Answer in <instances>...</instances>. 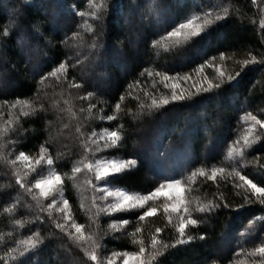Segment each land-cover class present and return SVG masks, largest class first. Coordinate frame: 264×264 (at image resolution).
I'll use <instances>...</instances> for the list:
<instances>
[{
    "label": "trees",
    "instance_id": "16d2710c",
    "mask_svg": "<svg viewBox=\"0 0 264 264\" xmlns=\"http://www.w3.org/2000/svg\"><path fill=\"white\" fill-rule=\"evenodd\" d=\"M94 2L100 3V0ZM105 2L108 11L104 16V48L100 50L101 58L96 60L94 50L90 48L92 33L89 31V27H96L94 21L87 15L83 18L75 15L67 6L73 5L87 14L88 0H0V30L12 19H16L19 26V31L10 33L6 46L0 50V105L4 100L28 101L33 108L44 105L39 115L29 117L22 115L19 106L15 109L0 106V256H4L8 247L20 244L22 248L21 242L29 237L34 239L33 233L38 232L44 243L38 250L20 258L24 264H95L85 248L55 228L49 213L57 219L61 214L55 210L41 212L40 208L48 201L44 198L33 200L37 190L28 191L17 182L18 175L23 177L26 165L22 160H16L15 164L12 161L20 151L30 158L36 157L42 144L56 163L52 169L37 166V172L40 176H47L50 170L61 173L64 183L62 198L69 201L76 223L84 225L85 237L91 235L100 243L97 255L105 259L113 252L138 251L139 244L134 243L129 234L134 231V213L139 210L106 216L103 212H94L90 208L92 197L82 180L83 165L101 155H85L82 141L91 132L99 134L106 128L121 131L123 143L119 148L105 151L112 158L137 160L135 167L119 174L115 180L110 178V186L144 195L160 183L175 178L184 186L185 199L207 203L223 194L229 204L228 208L208 214L205 222L186 229L193 236L204 235V240L169 247L151 264H228V261L232 264H264V256L254 253L264 235V220L260 219L264 217V205L247 203L245 192L240 190L238 194L232 177L227 175L233 167L239 166L242 174L264 187V173L260 171L264 166V135L253 141L250 147H244L243 137L249 123L242 119L246 112L264 119V66L258 63L244 66L242 63L251 57L259 61L264 56V25L261 24L264 2ZM224 8L228 9V18L209 26L203 39L194 37L180 43L161 40L156 46L151 43L153 39H159V35L166 36L171 30L169 25L175 26V23L192 15H202L204 11L211 12L213 17L224 16ZM135 20L136 27L132 22ZM32 25H39V31L52 40L54 47H47L39 40L38 34L34 36ZM57 31H60L61 38L65 33L69 36L76 31L81 33L83 43L78 49L81 63L74 69L69 68L67 79L63 76L60 80L51 78L38 85L40 77L33 76V66L40 68L49 57L54 60L65 58L62 53L67 50L59 45ZM26 45L35 49L30 53L32 62L27 66L21 63ZM222 52L226 56L223 61L219 59ZM212 57H216V67L206 64L202 72L198 70ZM13 65L16 70H12ZM145 68L173 77L167 82L169 85L177 82V74L190 76L189 80L178 81L180 89L190 95V99L170 103L159 110L150 109L152 99L169 95L170 87L165 86L161 76H141ZM217 69L226 75L237 72L240 75L232 81H225L213 93L191 95L195 92L193 82L202 81V78L203 82H215ZM73 78L83 87L70 88L68 85ZM86 91L95 93L92 102L96 107L91 115L80 112L82 107L87 108V101L78 97L86 95ZM121 96L123 100H120ZM117 102L121 104L119 114L115 112ZM25 110L30 108L26 106ZM107 115L116 118L112 121L100 119ZM77 127H80L79 132ZM237 140L239 144L234 143ZM240 148L245 153L243 160L236 151ZM230 150H233L231 157ZM206 151L212 154L202 156ZM75 166H81V172L75 179H68ZM212 168H224L225 172H218L213 180L210 178ZM199 169L209 175L192 178L191 173ZM37 178L36 173L23 177L32 183ZM150 203L157 212L139 222L142 231L136 237L137 241H144L148 251L157 227L164 229L158 238L167 243L174 242L176 235L172 222L163 211L162 199ZM202 215L192 213L193 218ZM120 219H128L130 224L121 226L117 223L112 227ZM213 250L216 251L213 253ZM7 264H13V261L8 260Z\"/></svg>",
    "mask_w": 264,
    "mask_h": 264
},
{
    "label": "snow or ice",
    "instance_id": "6c2138e0",
    "mask_svg": "<svg viewBox=\"0 0 264 264\" xmlns=\"http://www.w3.org/2000/svg\"><path fill=\"white\" fill-rule=\"evenodd\" d=\"M255 2V0H254ZM264 2V0H262ZM89 3V11L87 14L83 11H79V9L73 5H67L69 9L75 14L79 15L83 18L87 15L90 19H92L96 25L95 28L89 27V31L92 33L91 36V50H94L93 55L96 60L101 58V49L104 48V16L108 11V5L105 0H100V3H95L94 0H88ZM215 7V6H212ZM260 7V5H257ZM224 16H212L211 12L204 11L202 15H192L191 17L185 18L179 23H175V26L169 25L171 28L170 31H167V35H159V33H153V35H159V39H153L151 41L153 46H156L160 43L161 40L168 41L171 40L173 43H180L181 41H187L194 37H198L203 39L205 35H207L206 29L217 23L218 21L224 20L228 18L229 12L227 8L223 9ZM87 24V21H85ZM261 24L264 25V21H261ZM31 28L34 30L33 35L36 36L38 34L39 40L43 41L47 47H54L52 44V40L48 39L43 33L39 31V25H32ZM19 31V26L17 24L16 19H12L9 24L0 30V50H2L3 46H6V42L10 33H15ZM203 34V35H202ZM57 39L59 45L62 46L67 51L63 52L62 55L65 57L63 60L53 59L52 57L48 58L40 68H36L33 66L31 69L33 76H39L40 79L37 81L38 85L43 84L45 81L55 78L56 80H60L61 76L65 79L68 77L69 68H76L77 65L81 63L80 53L78 49L83 43V37L79 31L73 32L71 36L66 33L63 37H60V31H57ZM27 51L21 58V63L27 66L32 62V56L30 55L35 49L30 45H26ZM75 52L74 55H70L69 53ZM44 55H48L47 52H44ZM251 55V54H249ZM219 59L221 61L226 59L225 54L222 52L219 55ZM216 57H212L210 61H205V64H201L199 69L201 72L205 65L211 67H216L215 65ZM243 65L246 66L249 63L260 64L264 66V56L257 61L256 57H251V59H246L243 62ZM57 66H53V65ZM6 67V66H4ZM50 69V70H49ZM12 70H16V66L13 65ZM147 75L148 77L153 76H161L163 82L166 87H170V94L167 96H161L158 99L153 98L151 104L148 106L150 109L159 110L165 105H169L170 103L177 101H184L186 99H190V95L186 94L183 90L180 89L178 81L180 80H189L190 76L185 74L184 77H180L179 74L175 77L176 83H172L169 85L167 82L172 81L174 78L167 75V73H159L154 71H149L147 68L144 69L143 72L140 73L141 76ZM240 73L237 72L235 75L233 74H225V72L217 69V80L213 81H197L193 82V87L195 88V92H192L191 95H197L200 93H213L214 90H218L221 88V85L225 83V81H232L239 76ZM136 83H139L137 81ZM70 88H81L82 84L76 83L75 78L73 81L69 82L68 85ZM131 87V86H130ZM37 94H40V88H37ZM95 93L92 91H86V95L78 97V99L82 101H87V108H81L80 112H87L91 115L92 109L96 107L95 103L92 102ZM124 97L121 96L120 100H123ZM5 108L15 109L17 106L20 108V112L24 117L39 115L41 111L44 110V105L41 104L39 108H33L28 104V101H8L4 100L2 105ZM28 106L30 110H25V107ZM143 107V105L141 106ZM121 110V104L117 102L115 104V112L119 114ZM100 111H103L101 109ZM88 117L86 116L85 119ZM116 118L115 115H107L106 117L102 116L100 119H107L112 121ZM242 119L249 123V127L246 130V133L243 137L244 147H250L251 143L255 140H259L262 135H264V119L258 118L256 115H253L251 112H246ZM121 130L123 129V125L120 126ZM77 132L80 131V127H77ZM122 133L121 131L108 129H103L101 133H96L95 131L91 132L90 135H86L82 141V147L84 149L85 155L89 153H100L101 155L96 157L94 156L92 160L88 161L86 165H83V161L81 164L84 166V170L91 176V179L87 180V183L92 186L93 193L99 192L100 195L92 196V203L98 208L99 212H128L131 210H139L134 213L136 215V226L134 231L130 233L133 237V242L139 244L138 251H125L123 253L113 252L110 256H107L106 264H117V259H120L122 264H129L130 261L133 264H151L152 261H155L157 257L163 256L164 252L168 250L169 247H176L177 245H184L192 242L193 240L200 239L204 240V235H200L199 237L193 236L189 234L186 229L189 226H194L200 223H203L208 218V214L214 213L215 210L221 208H228L229 204L223 197V194L219 196H215L213 199L209 200L207 203L192 199H185L184 197L179 195V186L181 181L175 178L168 179L165 183L159 184L154 190L148 192L147 194H132L127 191H124L120 188L111 189L107 187L110 183V178L115 180L119 174L129 170L137 165L136 159H125V158H112L110 153H107L105 150L107 149H115L122 146ZM235 144H239L240 141L237 140L234 142ZM241 160L244 159L245 153L243 148L236 149ZM233 155V150L229 151V156ZM16 160L24 161L26 165V171L23 173V177L28 176L30 173H36L39 178L34 180V183L31 181H25L22 176H17V182L20 183L21 187H26L28 191H32L33 189L38 190L33 194V200H39L40 198H44L48 201L45 206L40 208L41 212L46 210H55L58 211L61 215L57 219L49 213V217L53 220L54 226L56 229H60L66 233V235L73 239L75 242L79 244V246L83 247L88 251V255L91 261H94L95 264H105V259H101L97 255V250L101 248L100 243L93 238V236L89 235L85 237L83 229V224L76 223L70 207L69 201L67 199H63V178L60 172L55 170H50L47 176H40L39 172H37V166L45 165L49 169H52L53 165L56 161L53 159L51 153H49L48 148L43 144L40 145V151L36 157H29L25 154L24 151H20L19 155L12 161L13 164L16 163ZM237 165H239V161H237ZM260 171L264 173V166H261ZM81 172V166H75L71 168L72 175L68 177V179H75L76 174ZM224 173V168H212L210 169V178L215 180L217 177V173ZM67 176V173L64 174ZM207 176L209 173H206L203 169H199L197 171H193L191 173V177L195 178L196 176ZM227 175L232 177L233 187L237 190L238 194L240 190L245 192L244 199L247 203H259L264 205V187L258 186L253 180L249 179L247 175L242 174V169L237 166L231 169V172L227 173ZM93 181H103L104 187H99ZM31 185L28 187V185ZM172 193V194H170ZM61 196L60 201H57V195ZM164 197L167 203L164 205L163 211L167 214L168 219L172 222V227L175 230V238L174 242L167 243L162 239H159V234L164 231L163 228L157 227L155 229L154 234L151 237L150 248L148 251L147 247L144 244V241L140 239L136 240L137 234L141 233L142 229L139 227V222L145 220L146 217H151L157 212V208L152 206L151 201H155L157 198ZM109 198H112L111 202ZM105 201L106 203L103 206L96 205V200ZM198 212L203 214L199 218H193L192 213ZM173 214H175V220L173 221ZM264 220V217L260 218ZM62 221V222H61ZM19 223V221H17ZM117 223L121 226H127L130 224L128 219H120L118 222L113 223L112 227H116ZM168 225H165V228ZM99 231V228H98ZM33 237H29L27 240L21 242L23 247H20L18 244L16 247H8L4 253V256H0V264H7L8 260H12L13 264H24V261L20 258L25 257L30 254L32 251L38 250L39 247L44 243V241L40 238L39 233H33ZM102 239V234H101ZM241 250L243 251V246H241ZM254 253H258L261 256H264V235L261 236L260 244L258 247L254 248ZM228 264H232L231 261H228Z\"/></svg>",
    "mask_w": 264,
    "mask_h": 264
},
{
    "label": "rangeland",
    "instance_id": "374dc122",
    "mask_svg": "<svg viewBox=\"0 0 264 264\" xmlns=\"http://www.w3.org/2000/svg\"><path fill=\"white\" fill-rule=\"evenodd\" d=\"M138 21V20H137ZM133 22V25L136 27V26H138L137 25V23H136V20L135 21H132ZM131 22V23H132ZM138 23H139V21H138ZM133 36V35H132ZM212 154V152H210V151H206V152H202V156H206L207 154ZM89 179H91V176L84 170V173H83V178H82V180H84L83 182L85 183V187H86V191H88L89 193L88 194H90V196L92 197L93 196V194L94 195H96V196H99L100 195V193L97 191V192H95V193H93L92 194V186L90 185V184H88L87 183V180H89ZM166 181H164V182H162V183H165ZM162 183H160V184H162ZM96 184L99 186V187H104L105 185L103 184V181H97L96 182ZM107 187H109V188H111V189H115V187H112V186H110L109 184L107 185ZM38 191V190H37ZM179 195L180 196H182V197H184V192H185V190H184V186L183 185H181L180 184V186H179ZM132 194H137V193H132ZM170 194H172V193H170ZM142 195V194H141ZM60 199H61V197H60V195L58 194L57 195V201L59 202L60 201ZM159 199H162V201H163V206L167 203V201H166V199L164 198V197H160V198H157V200H159ZM111 200H112V198H109V201L108 202H111ZM97 201V203H96V205H99V206H103L106 202L105 201H100V200H96ZM91 203V202H90ZM90 208L95 212L96 210V213H98V208L95 206V205H93V203H91V205H90ZM118 213H120V212H103V214L106 216L107 214H118ZM173 218H175V214H173ZM216 250H213V253L215 252ZM117 264H122V262H121V260L120 259H117ZM129 264H133V262L132 261H130L129 262Z\"/></svg>",
    "mask_w": 264,
    "mask_h": 264
}]
</instances>
